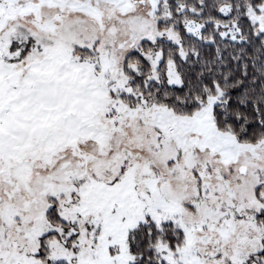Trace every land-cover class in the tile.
<instances>
[{
	"label": "rangeland",
	"instance_id": "1",
	"mask_svg": "<svg viewBox=\"0 0 264 264\" xmlns=\"http://www.w3.org/2000/svg\"><path fill=\"white\" fill-rule=\"evenodd\" d=\"M184 10L0 0V264H130V236L147 220L185 235L176 250L158 241L166 264H264V141L219 131L208 101L191 116L127 101L138 95L129 55L148 60L147 82L180 86L157 43L182 47L183 33L201 37L210 23L239 38L234 22ZM248 17L264 31V3ZM53 208L62 223L48 218ZM51 233L46 262L38 254Z\"/></svg>",
	"mask_w": 264,
	"mask_h": 264
},
{
	"label": "trees",
	"instance_id": "2",
	"mask_svg": "<svg viewBox=\"0 0 264 264\" xmlns=\"http://www.w3.org/2000/svg\"><path fill=\"white\" fill-rule=\"evenodd\" d=\"M175 14L184 7L182 17L219 23L236 24L239 38L222 36L207 25L201 37L182 34V47L167 41L157 43L165 59L173 61L182 79L180 86L169 85L164 79L146 81L150 74L148 60L141 54L127 57L126 73L133 76L136 97L128 98L132 105H157L175 115L187 116L198 112L206 102L212 103L213 122L222 132L237 140L256 144L264 141V31L256 30L248 11L258 10L264 0H160ZM227 5L231 13L221 15L219 9ZM162 7H159L161 9ZM180 29V28H179ZM183 29H180V31ZM164 60L160 69H164ZM138 63L143 74L137 75L130 64ZM136 76V77H135ZM54 223H62L55 208L48 212ZM257 220L264 233V214ZM159 230L149 220L130 236V250L135 257L130 264H166L157 252L158 241L176 250L184 244L185 235L173 223L162 224ZM55 233L41 238L39 257L49 262L50 241ZM52 264H69L56 260Z\"/></svg>",
	"mask_w": 264,
	"mask_h": 264
},
{
	"label": "water",
	"instance_id": "3",
	"mask_svg": "<svg viewBox=\"0 0 264 264\" xmlns=\"http://www.w3.org/2000/svg\"><path fill=\"white\" fill-rule=\"evenodd\" d=\"M242 172H245V170L243 169Z\"/></svg>",
	"mask_w": 264,
	"mask_h": 264
}]
</instances>
